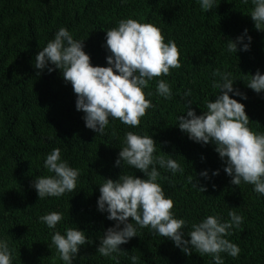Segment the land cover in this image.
Listing matches in <instances>:
<instances>
[{
  "label": "trees",
  "instance_id": "obj_1",
  "mask_svg": "<svg viewBox=\"0 0 264 264\" xmlns=\"http://www.w3.org/2000/svg\"><path fill=\"white\" fill-rule=\"evenodd\" d=\"M216 5L205 12L197 0H0V238L8 240L12 264H63L55 247L48 246L54 231L63 234L68 227H77L88 237L73 264H131V256L138 258L137 264H212L211 256L194 250L186 256L149 228H138L137 237L113 254L115 259L96 251L104 231L114 223L97 211L103 178L115 180L120 173L143 178L126 164L114 166L127 131L152 136L157 143L154 155H172L183 169L172 174L157 166L158 182L174 201L172 211L188 222L185 234L192 223L208 215L228 220V212L235 211L243 222L226 238L238 245L240 253L235 258L221 253L224 264H264V196L251 184H230L214 146L193 142L176 126L187 100L199 115L205 102L215 99L218 89L213 81L219 78L212 74L219 70L231 72L234 89L247 96L241 100L229 94L245 105L248 127L264 132V92L246 87L257 70L264 73V28L257 30L249 17L252 0L247 4L216 0ZM125 18L155 25L165 43L175 41L181 67L154 78L144 89L155 107L146 110L139 127L110 118L100 135L85 127L84 113L75 109L71 84L64 82L59 70L45 69L37 75L33 64L38 51L65 27L74 39H84L83 50L93 66H107L101 47L104 31ZM245 29L251 37L249 49L240 51L238 44L237 53L229 54L228 40L235 41ZM243 42L248 43L247 38ZM158 79L169 83L171 100L156 95ZM186 90H191L189 97L183 95ZM54 148L71 167L80 169V176L75 192L40 200L31 182L51 175L43 159ZM217 169L219 175L211 176ZM203 170H208L210 180L198 176ZM189 176H197L206 191L189 183ZM52 211L64 217L55 230L38 221Z\"/></svg>",
  "mask_w": 264,
  "mask_h": 264
},
{
  "label": "clouds",
  "instance_id": "obj_2",
  "mask_svg": "<svg viewBox=\"0 0 264 264\" xmlns=\"http://www.w3.org/2000/svg\"><path fill=\"white\" fill-rule=\"evenodd\" d=\"M197 2L205 12L217 6L216 0ZM242 2L247 4L248 0ZM252 4L249 17L255 28L261 30L264 28V0H252ZM104 32L101 47L106 51L107 66H93L89 54L83 50L84 39H74L65 27H60L38 51L33 64L39 70L37 75L45 69L49 73L59 70L64 82L71 84L76 96L75 109L84 113L85 127L100 135L109 126L110 118L118 119L130 128L139 127L146 110L155 107L151 99L146 98L144 89L154 78L168 76L170 69L181 67L175 41L165 43L155 25L125 18ZM245 38L248 43L243 42ZM228 41L227 52L236 54L238 44L241 45L240 51L249 49L251 37L245 29L235 41ZM212 75L219 78L213 81V88L218 89L215 99L207 100L205 110L199 115L191 107V101L187 100L184 114L176 116V126L193 142L214 146V151L225 165L223 171L231 178L230 184H251L253 191L264 196V132H253L248 127L250 120L245 105L230 97L229 94L241 100L247 99L244 93L234 89L232 73L216 70ZM246 87L258 94L264 92V73L257 70ZM156 95L171 100L173 93L169 83L158 79ZM183 95L189 97L191 90H186ZM147 96H152V92H148ZM156 144L152 136L133 131L125 133L114 166L122 168L126 164L141 172L143 178L121 173L115 180L103 178V183L98 186L97 211L106 213V219L114 223L104 231L96 251L103 257L115 259L113 254L122 251L120 245L137 237L138 228H149L154 234L171 240L186 256L194 250L201 256H211L212 264H224L221 253L237 257L240 248L226 238L232 234L233 228H239L243 222V217L235 211L228 212V220L208 215L192 223L191 231L185 234L188 222L177 218L172 211L174 201L165 195L158 182L161 173L157 166L172 174L183 169L172 155H154ZM43 166L51 175L36 177L31 182L38 199L75 192L80 169L63 160L59 148L45 155ZM217 175L219 169L212 171L211 176ZM198 176L204 180L211 179L208 170L201 171ZM188 182L201 192L206 191L197 176H189ZM63 218V213L52 211L39 216L38 221L55 230ZM86 243L88 237L84 231L68 227L63 234L54 231L48 247H55L63 264H73L80 248ZM129 259L131 264H137L136 256ZM12 260L8 240L0 238V264H12Z\"/></svg>",
  "mask_w": 264,
  "mask_h": 264
}]
</instances>
